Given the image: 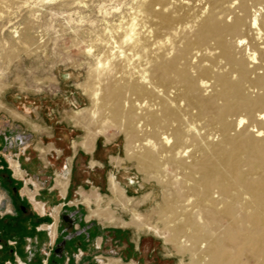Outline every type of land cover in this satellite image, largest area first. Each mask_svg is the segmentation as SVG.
<instances>
[{"label":"bare ground","instance_id":"obj_1","mask_svg":"<svg viewBox=\"0 0 264 264\" xmlns=\"http://www.w3.org/2000/svg\"><path fill=\"white\" fill-rule=\"evenodd\" d=\"M20 2L0 0V21ZM129 7L88 45L92 107L78 123L88 136L118 128L129 159L171 190L152 211L160 222L138 211L127 222L109 208L91 215L151 232L181 264H264V0ZM14 34L18 45L33 44L29 28ZM58 183L65 194L69 179ZM109 185L130 209L133 198L114 175Z\"/></svg>","mask_w":264,"mask_h":264},{"label":"rangeland","instance_id":"obj_2","mask_svg":"<svg viewBox=\"0 0 264 264\" xmlns=\"http://www.w3.org/2000/svg\"><path fill=\"white\" fill-rule=\"evenodd\" d=\"M25 2L11 5L7 11L8 15L5 14V19L0 21V102L6 107L0 109V128L7 129V141L10 150L13 151L19 148L23 150L29 146L30 151L36 147L46 150L55 145L66 150V156H69L71 146L74 151L83 148L88 153H92L97 147L95 161L79 156L73 163L72 183L62 214L57 245L49 244L43 248L44 252L41 246V254L44 257L42 259H49V262L51 259L61 263L72 262L80 255L78 249L80 245L76 241L83 234L88 237L90 231L83 228L77 230L78 224L85 225L87 217L91 219L88 223H93L96 219L105 225H111L92 216L91 210L109 208L116 217L119 216L127 222L130 221L132 212L138 211L146 217L152 215L151 222H160V216L155 213L154 215L152 211L162 203L164 190L168 191L171 188L159 185L157 179H152L138 166L139 163L129 159L124 148L125 136L118 128L111 127L102 135L94 131L88 136L86 130L78 123L83 116L90 113L92 107L84 85L89 81V71L94 65L92 56L87 55L88 45H91L96 36L94 33L101 32L106 25L117 24L121 20V16L128 13L133 0H25ZM23 27L29 28L33 37V44L28 49L15 41V29ZM82 110H86L87 114L85 112L83 115L79 114ZM11 111L26 121L13 118ZM32 124L36 125L39 131L33 130ZM31 159L27 163L31 169L25 167L29 175L38 173L45 188L48 187L49 176L61 175L56 179V186L63 191L58 182H64L68 178L63 176L68 169L66 163H63L62 159L56 161L57 163H46L49 170L41 173L40 163L33 159V156ZM97 162L102 164L101 168H96ZM89 163L94 170L88 168ZM109 163L114 164L111 166ZM119 165L121 170L117 168L116 174L128 172L135 180V184L133 183L135 187L121 184L126 188L128 197L133 198L130 209H124L120 203L122 199L115 197L110 189L109 179L113 175L110 173ZM2 168L0 177H3L4 181L7 180L10 186L6 168L4 166ZM108 175L109 191L106 190ZM139 184L145 188L138 190ZM45 192L46 190L42 191L43 200ZM85 198L93 201L90 207L85 203ZM100 198L103 201L97 205ZM8 202L6 208L11 202L14 212L9 215L10 221L2 222L8 221L11 225L12 221H15L25 225L28 220L31 221L33 205L30 206L25 197L23 201L17 200L13 193L10 194ZM125 227H128L124 229L127 234L121 235V232H117L116 235L112 232L106 234L107 238L115 237L121 243L128 244L129 248L124 250L123 255L131 258L133 250L130 243L140 242L138 257L134 259L137 264H181L182 257L172 244H166L164 240L151 232L147 233L146 230L138 232L132 226ZM31 251L28 254L33 260L32 263L41 259L33 256ZM185 261H189L187 257ZM110 262L121 264L116 259H110L103 264Z\"/></svg>","mask_w":264,"mask_h":264},{"label":"crops","instance_id":"obj_3","mask_svg":"<svg viewBox=\"0 0 264 264\" xmlns=\"http://www.w3.org/2000/svg\"><path fill=\"white\" fill-rule=\"evenodd\" d=\"M8 131L6 128H0V172L6 168L7 178L10 180L11 185L9 186V182L7 180L4 181L3 177H0V264H15L17 262H21L24 264H103L105 261L110 259H116L121 264H132L135 263V257H138L140 242L138 243H130V247L133 250V255L131 258L123 255L124 250L129 248L128 244L121 243L117 238L110 239L106 237L108 232L116 233L121 232V235L127 234V231L124 230L128 227H123L121 225H105L98 220H94L93 223L87 222L85 225H77V230L83 228V230H88V237L86 234H83L76 243L80 245L78 247L80 255L76 257L75 261L69 262H57L56 260H44L42 259L41 254V246L42 251L44 247H47L49 244L52 246L57 245V241L60 238V224L62 220V214L67 205V199L69 196V190L72 183V167L73 163L78 159L79 156L91 159V161H95L94 154L97 151V147L92 153H88L83 148H79L77 151L71 146V154L66 156V150L63 148H57L55 145L53 147H48L46 150L40 149L38 147L29 150V147H26L22 150L16 149L13 151L10 150L9 144L7 141L6 135ZM37 159V162L40 163L41 173H45V171L49 170V165L46 163H57L56 161H60L62 159L63 163H66L67 172L63 176L68 177L69 186L65 195H62V192L59 188H57L56 179L61 175H51L48 177V187L42 186L40 176L35 173L34 175H29L28 169L30 168L29 163L32 159ZM18 163L20 170V174L16 173L14 164ZM91 163V162H90ZM89 163V169L94 170ZM98 163V162H97ZM113 166L114 163H109ZM102 164L98 163L96 168H101ZM32 167V166H31ZM95 168V169H96ZM121 170V167H115V170L110 173L113 174L116 179L124 186H127L125 181L129 182L130 185L135 184L134 177L131 176L128 172H120L116 174V169ZM31 169V168H30ZM46 169V170H45ZM127 171V170H126ZM109 174V175H110ZM107 177V188L109 191L108 178ZM30 176V177H29ZM124 181V182H123ZM90 182V180H88ZM134 183V184H133ZM16 185V186H14ZM38 185L39 190L35 193L36 187ZM144 186V185H143ZM8 187H11L10 189ZM135 187V185H134ZM138 190L144 189L141 184L138 186ZM13 189V191H11ZM137 189V188H136ZM46 190L44 193V201L42 197V191ZM100 192L101 190L98 189ZM15 194L16 199L23 201L24 197L28 200V204L31 207L33 217L31 221L28 220L27 224L23 225L18 222L12 221L13 223L10 225L8 221L6 223L2 222L3 220H9L11 214H13L14 210H12V204L10 202V194ZM31 194L35 195V198L38 202L44 203L45 212L41 213L35 206L34 202L31 199ZM15 200V199H14ZM59 201V202H57ZM39 207L42 208V205L39 204ZM10 221V220H9ZM24 221V220H23ZM30 224V225H29ZM57 225V236L55 241H52L50 230L54 225ZM44 226L49 227L50 229L44 228ZM90 227V228H89ZM123 230V231H122ZM140 239V237H138ZM89 242V243H88ZM43 243V244H42ZM26 246L28 248L26 249ZM108 247V249H106ZM32 250V251H31ZM31 251L33 256L40 258L37 262H33L31 258H29L28 252ZM44 252V251H43ZM44 258V257H43Z\"/></svg>","mask_w":264,"mask_h":264},{"label":"flooded vegetation","instance_id":"obj_4","mask_svg":"<svg viewBox=\"0 0 264 264\" xmlns=\"http://www.w3.org/2000/svg\"><path fill=\"white\" fill-rule=\"evenodd\" d=\"M14 165H15V163H14ZM18 165H19L18 163H16V165H15V170L17 171V174H19V172H20V170L18 169V167H19ZM56 184H57V183H56ZM35 187H36L35 193H37L38 190H39V187H38V185H35ZM61 192H62V191H61ZM62 195H65V194H63V192H62ZM31 199H32V201L34 202L36 208H37L41 213H44V212H45L44 204L42 205L40 202H38V200L35 198V195H32V194H31ZM39 204L42 205V208L39 207ZM87 220H89V219H87ZM90 220H91V219H90ZM44 228L50 229V228L47 227V226H44ZM50 231H51L50 234H51L52 241L54 242L55 239H56V236H57V225L55 224V225L51 228ZM12 264H13V263H12ZM20 264H23V263L20 262Z\"/></svg>","mask_w":264,"mask_h":264}]
</instances>
